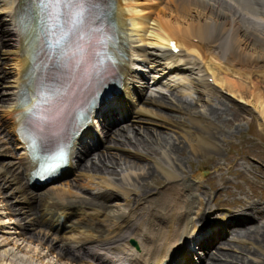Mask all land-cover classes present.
<instances>
[{"label":"rangeland","instance_id":"rangeland-1","mask_svg":"<svg viewBox=\"0 0 264 264\" xmlns=\"http://www.w3.org/2000/svg\"><path fill=\"white\" fill-rule=\"evenodd\" d=\"M146 1H148V3H151V5H149ZM232 1L233 4L231 5H234L236 8H238V10L242 12L241 15L244 18H251L250 20L254 21V23H257L259 26L264 25L263 20L258 18L257 14L252 15L250 13L251 10L244 8V6L238 5L235 0ZM139 3L145 8L154 7V9H156V12H158L163 7H166V5H171L170 2H167V0H145V2L143 0H140ZM172 7L174 8V6ZM173 13H176V11H174ZM199 13L203 15L204 18H206L207 16L210 17V14L205 10H202ZM190 15L194 16L195 18H197L198 16L197 12L192 10L190 12ZM182 16L185 18L184 14ZM250 23L252 22H249V24ZM181 26L185 27L187 25L181 24ZM1 37L2 35L0 36V40L3 41L4 38L2 37L1 39ZM259 37L260 36H256V39L263 40V37ZM194 44L197 46L196 52H198V54H196V56L198 57L199 55V57H201H198L200 60H207L213 63L217 61L218 63L216 62V65H218L219 63H223L221 64V66L226 67L222 68V72L220 71L222 70L221 68L217 70L216 72L218 73H216V75L215 73L213 74L212 71L209 72V76L211 77L209 78V81L211 84H213V82L215 81H217L216 83H218V80H221V78L223 79L224 83L221 84L222 86L224 85L222 88L224 97L222 96V94H217L214 92L211 94L210 91H204L200 94V92L197 93L196 90H194L193 88L185 91L183 87L178 88V86L173 88V90L165 93H158L163 91H156L157 89L151 90L153 89L151 88L149 89V93H147V98L149 97L150 100L147 101L146 104L148 107H150L151 113H156V115L161 119V121H166V119H169L168 122H178V120H181L184 117L185 119L187 118V116L185 115L186 113H191L193 117L197 118L198 120H207L210 123L209 126H213L214 128L216 127L215 137L219 141L216 149L209 151L212 149V147L209 146V150L205 148H202L201 150L200 147V150L202 152L199 151L198 153V149L196 150V152H194L192 151V147L188 146L187 143H185L183 140H180V142H175V145L177 147L185 146V149L182 148L181 150H178L179 152L177 151V153L173 155L171 154L168 148H159L158 145L160 143V140H162L161 142H163L164 140L172 142L170 140L174 139V137L178 135L177 132H171L168 130L165 131L162 128H159L158 126H154L151 123H147L148 121L137 122V124L132 123L122 125L121 127H118V129L113 130L111 134L108 135V138L106 141L104 140L105 144L101 149L91 153L90 156L85 158V160H82L81 166L77 170L71 172L68 176L65 177L64 180H61L60 183L46 189L44 193L52 191L57 192V190H59L58 192H61L66 188L69 191H67L68 195L72 193V198L75 201H86L88 199L86 196L79 195L80 189L88 193L97 189L107 190L105 187L102 186V183L104 181L107 182L108 180L114 183L123 182L122 185H124V181L127 182V178H130L131 182L137 186L138 190H142L144 196H136V198L133 201H130L129 203L124 201L117 202V200H115L113 202L112 208L114 209L115 213L122 207H125L127 213L130 211V214H133L131 219L129 218L132 223L131 226H134V222L141 223L143 221V218L145 217V214L147 212H151L150 219L144 224L148 227L155 225L158 228H163L161 230L163 231L162 237L164 236V241H166L169 237V221H159L156 219L158 216H161V213H159L160 211L157 199L162 196L163 192L172 188V186H175L173 190L176 191V193L170 199L169 204L171 206V210L176 209L177 211L183 213L185 207L182 204V199L188 197L196 198L199 197V195H202V193H199V190L197 188L183 189V184L178 186L174 185V182H172V180H167L166 176L159 171L156 165L157 162L164 163L169 168H171L176 173V177L181 176L180 180H185V177L191 178L192 174L200 172V169L205 168L206 166L218 168L219 171H221L225 167H228L229 172H227L226 174L234 175L237 180V183L234 184V181L228 183L225 178H222V184L227 187H223L224 190L219 191V194H222L220 198L216 197L214 200H212L208 198L210 197L208 193L204 196L206 199L204 205L210 202V205L207 206V208L217 206L228 208L229 206L233 207L236 205H240L242 203V198L239 197L243 196L245 193L246 199L248 201L253 199L254 201H258L256 203H264V137L261 135L260 132L257 131V128H259L258 125L260 124V115L258 116V113L254 111V108L252 106L248 107V105L243 106L241 104H238L237 102L227 98L228 95H226L227 93L233 95L237 94L236 97L240 98L242 101L244 100L246 103L254 101L252 93H254V97L256 95H259L261 97L264 96V57L261 55L259 56L253 52H264V48H256L248 54V52H245L242 47L234 48V43H231L234 44L232 45V47L229 43V45H226V48L225 46H223L225 43L219 44L217 41H215V39H211L208 43L204 42V44L202 45L201 43L197 42ZM218 45L220 47H218ZM222 46L223 48H221ZM233 49L235 50V52ZM239 53L242 56H240ZM217 56L220 59L216 58ZM237 56H239L240 58L238 57V59ZM258 56L261 57L263 60ZM257 58L259 59L257 60ZM13 64L14 63L12 61L8 62L7 64H0L1 90L12 89V87L14 86V77L16 75L14 73L15 67ZM228 72L231 74L228 75ZM167 79L168 77L162 81H165ZM227 81H229V83ZM151 82L154 83L152 79ZM231 84H233L234 87ZM235 84L241 85H239L240 87L237 88ZM242 84L245 85L244 90L242 89L244 87V85ZM239 89H242L241 93ZM257 92L261 94H256ZM1 99L2 98L0 97V127H4L3 119H5L6 125L7 116L6 118L4 116L5 109L1 107ZM151 100L158 102L152 103L153 101ZM5 105V107L8 106L7 104ZM214 123L215 125H213ZM4 128L6 129V127ZM185 128L187 129L188 125H186ZM8 132L9 129L7 133ZM119 132H121L122 134H119ZM125 134H127V136H125ZM155 143H157L158 145L153 146ZM91 144L92 142L88 141V145L91 146ZM151 147L153 151L148 152V149ZM204 149L207 151H205ZM205 153L208 157H205ZM208 153L211 156H209ZM249 159L254 160L257 163V166L252 165V163L249 162ZM132 163L139 164L141 167L135 168L132 166ZM147 164H149L148 168L155 169L156 177L158 178L156 179L157 181H146V179L143 178L147 171L144 170L142 167ZM83 167L85 168L83 169ZM15 172L17 173V168ZM17 179L18 181L19 179H21L20 174L17 175ZM97 180H100L101 184L98 183ZM204 180L206 185L211 186V188H213V186L219 179H217L216 176H212V174H210L206 176ZM6 181V176L1 174L0 184H2L4 187L1 185L2 187L0 186V191H3L7 197L6 201L4 200L5 197H0V264H69L65 263L64 260H61L59 257H57V255L52 254L49 249H47V246L41 243V238H43V236H46L50 240L56 242V244L60 246L66 253L67 250H71L74 254H76L75 249H77L78 245H74L75 243H72V240L67 238L68 236L62 234H59L58 236L57 234L51 233V230L48 228V226L45 225V227L36 226L31 229L32 233L35 234L36 237L38 236L37 239L39 240V242L33 240L34 242L29 243L26 239L24 240V238L21 237L23 236V234L21 229L19 228V223L14 221L19 219V215L15 212L16 208L14 207L16 205V202H10L14 200V193L12 190V186L10 187L8 185V182L6 183ZM160 183L163 184L161 185ZM199 184H202V182L200 181ZM165 186H167V188L164 191ZM245 187L247 188V191ZM115 189L117 192H119L121 188ZM185 193L187 194V197L185 196ZM43 198H45V196ZM209 199L210 201H208ZM199 201L200 200L197 201V205H199ZM216 201L223 202L224 204L217 203ZM201 207L203 209V206ZM207 208L205 206V209ZM113 209H111V213L114 212ZM36 210H38V208ZM11 212L13 213L11 214ZM192 217L197 218L194 214ZM106 219L104 220V223H101L100 220V223L98 221L96 223L99 226L105 225L106 229L111 230V228L105 224ZM164 222L167 223L164 224ZM190 223L192 224V221ZM214 223L215 221L211 222L210 224L213 225ZM149 224L151 225L149 226ZM129 227L130 226L122 225L120 231L118 233L113 234V236L119 235L123 238H126L128 236ZM253 230L249 232L250 235L249 233L247 234L248 237L245 234L243 235L245 238L243 237L233 239L227 246L218 247L216 249L217 251L215 252L218 254L215 255L214 258L211 260L212 264H230V262L231 264H264V220L261 221L257 226H255ZM5 232L11 234H7ZM120 232L123 234L121 235ZM252 238L254 240H252ZM150 241L153 242L152 239H150ZM143 244L145 245V243ZM154 245L155 244L153 242V247ZM111 247L116 250V245ZM125 247V242L121 241L118 244L117 251L120 252L124 250ZM147 253L148 251L145 252V254ZM81 255L82 252L80 256ZM5 256H8L7 259H4ZM83 258L84 259L78 262V264H86L87 262L88 264H90L89 256H85ZM193 260L190 261V263L188 264H193Z\"/></svg>","mask_w":264,"mask_h":264},{"label":"bare ground","instance_id":"bare-ground-1","mask_svg":"<svg viewBox=\"0 0 264 264\" xmlns=\"http://www.w3.org/2000/svg\"><path fill=\"white\" fill-rule=\"evenodd\" d=\"M14 1H16V0H6L5 1V3H6L5 7L6 8L3 9V13H6V14L8 13V15L11 14L13 5L15 3ZM257 1L258 0H235V2L238 5L244 6V8L251 10L253 12V15L255 14V12L258 14H259V12L260 13L262 12V15L264 16V12H263L264 11V2L256 3ZM139 2H140V0H116V4H115L116 11L114 10V12H113V19L115 21L117 28H119L120 31L123 30L122 25L125 22V19L127 20V23H126L127 24V31H126V29L124 30L125 34L123 36L128 35L129 44L131 46V50L129 52L132 53V61H130L129 64H131L132 67L134 65L135 69H137V68L139 69V62H140L142 64L148 65L146 69L151 68L153 66L151 69L157 71V73L152 78L154 83L152 82L150 84V86L159 85V82H161L162 84L163 83L168 84L170 82V84H172L171 82L173 81L172 77H174L173 76L174 74H171V73H173L171 71H173L174 68L176 66H178L175 64L174 58L182 52L183 58L182 57L180 58V62L183 61L182 66L184 69L187 70L186 71L187 75L181 78V81H182L181 83L186 82L191 88H193L194 90L195 89L198 90V92H200V94L204 91L205 92L210 91L211 94L214 92L217 94H222V96H223V89L222 88L224 85L222 86V84H221V83H224L223 79L221 78V80H218L219 81L218 83H216L217 81L214 80L215 82H213V85H210L208 80H209V78H211V77H209L210 71H212L213 74L215 73V75H216V73H218V72H216L217 70H219L220 68L222 69V68H226V67L221 66V64H223V63H219L218 65H216L218 63L217 61H216L217 63L216 62L213 63V62H210L207 60L206 61L200 60L199 58H201V57H199V55H198L199 58L196 56V54H198V52H196L197 46L194 43L197 42V43H201V45H202V44H204V42L208 43L211 39H215V41H217L219 44L228 42V43H230L231 47L234 44H235L234 48L242 47L245 52H248V54L251 51L255 50L256 48H259V49L264 48V27H262V29L252 27V30H251L252 34H253V32H258L260 34V37H263V40H261V39L257 40L256 38L248 35L247 32H248L249 19L244 18L241 15L242 12L240 10H238V8H236L234 5H231V4H233L232 0H220V1L219 0H167V2L168 3L170 2L171 5H166V7H163L158 12H156V9H154V7L145 8V7H143V5L141 6ZM172 6H174V8ZM196 9H200V10H196ZM191 10L197 12V14H198L197 18L190 15ZM202 10L207 11L210 14V17L207 16L206 18H204V16L199 13ZM174 11H176V13H173ZM252 12H250V13H252ZM183 14L185 15V18L182 16ZM122 20L124 22H122ZM181 24H186L187 26L183 27V26H181ZM170 41H174L176 43V46L179 49L178 53L172 54L169 52ZM231 43H234V44H231ZM35 45H37V43L34 44L33 48H35ZM223 46L221 48H223ZM218 47H220V46L218 45ZM248 50H250V51H248ZM19 51H20V48H18V49L9 48V53L11 54V56H13L15 58V61H14L15 67H16L15 70L16 71L18 70V75L21 76L18 87L22 84V78H24L23 76L25 75L24 74L25 66L28 65L27 61L30 59L31 49H29L28 54H26V56L23 60H17V53ZM200 51H201V49H200ZM236 51H237V49H236ZM234 52H235V50H234ZM253 52L259 56L261 55L264 57V52H260V50H259L260 53H257L256 51H253ZM203 54H205V53H203ZM233 55H235V54H233ZM202 56H204V55H202ZM240 56H242V55L240 54ZM238 57L239 56H237V58ZM206 58H207V56H206ZM216 58H218V56ZM259 58H261V57H259ZM259 58H257V60ZM218 59H220V58H218ZM259 61H261V60H259ZM122 66L127 67L126 64H124V63L122 64ZM226 66H227V64H226ZM227 68H228V66H227ZM135 69H134V71L133 70L131 71L128 68V70H129L128 72H129V75L131 74V78L135 77L133 75H137L136 74L137 72L135 71ZM207 70H209V71H207ZM220 71L222 72L223 69ZM226 71H224V72H226ZM124 73H127V71L125 70ZM150 73H152L151 70H150ZM230 74L231 73H229L228 75H230ZM259 74H260V72H259ZM176 75H178V74H176ZM167 77H168L167 80L162 81V80L166 79ZM129 79H130V77H129ZM227 82L229 83V81H227ZM225 85H226V83H225ZM231 85H233V84H231ZM239 85H241V84H239ZM239 85L235 84V86L237 88L240 87ZM242 85H244V84H242ZM233 87H234V85H233ZM136 89H137V91H140L139 88H136ZM242 89L243 90L245 89V85ZM241 90L239 89L240 93H241ZM3 94L7 95L6 92ZM235 94H236V92H235ZM245 94H246V91H245ZM252 94H253V100L254 101L249 102V103H246L244 100L242 101L240 98L236 97L237 94L233 95V94L227 93L226 95H228L227 98L237 102L238 104L246 105V106L248 105V107L252 106L254 108V111H256L258 113V116L260 115L259 116L260 117V124L258 126H259L260 130L262 132H264V99H263L264 96L261 97L259 95L258 96L256 95L254 97V93H252ZM256 94H261V93L257 92ZM261 99H263V100H261ZM149 100H150V98L148 97L145 99V102H147ZM8 101H10V100H8ZM151 101H153V100H151ZM156 102H158V101H153L152 103H156ZM183 102H186V101H183ZM11 105H13V107H14V102H12ZM19 106H20V108H24L23 104H19ZM145 106L146 105L143 104L142 106L139 107V109L141 111H143L144 114H147L148 111H150V108L145 107ZM135 107L138 108V105H135ZM243 109H244V107H243ZM123 113H126V111H123V110L119 111V114H123ZM150 115L155 117L156 113H151ZM185 115L187 116V118L184 119L183 121L168 122L169 119H166V121H162L161 123H157L155 126H158L159 128H162L165 131L168 130L171 132H177L178 135H176L174 137V139L170 140L172 142H169L167 140H164L163 142H161L162 140H160L159 145L157 143H155L153 146L158 145L159 148H168L169 151L171 152V154L174 155L177 153L178 150H181L182 148L185 147V146L177 147L175 145V142H180V140H183L185 143H187L188 146L193 148L192 151L196 152V150L198 149L197 151L199 153V151L202 150V148L200 150V147L203 144H206V141L209 138V133H210V131L213 130V126H209L210 123L207 120L204 121L205 119L204 120L203 119L198 120L197 118L189 115L188 113H186ZM6 116H7V123H6L7 127H6V129H7V131L9 129V132H8L9 135L14 137L13 132H14V129L16 127L14 126V129H13V127L11 125V117L13 116V111H8V113L6 112ZM186 125H188L187 129L185 128ZM213 125H215V123ZM192 126H194L195 132L191 130ZM119 134H122V133L119 132ZM84 136H87V135H84ZM125 136H127V134H125ZM125 136H123V137H125ZM119 137H121V136H119ZM15 139L17 141H19V139L17 137ZM16 140H14V142L17 146ZM88 141L92 142L91 136H88L87 145H88ZM217 146H218V142L216 143V147ZM152 147L148 149V152L153 151ZM205 151H207V150H205ZM7 152H8L7 148H6V151H3V152L0 151V156L5 155V153H7ZM25 154H26V156H24L23 159L21 158L22 155L20 156L22 161L20 162V165L18 167L16 166L17 164H15V163L10 164L12 162L4 163V164L0 165V172H1V174L6 176L7 182H13L16 180V179H14L16 173H14L12 171V169H14V168H17V171H18V169H21L22 171H24V175H25V177H27L28 172H29V168H28L29 165L23 164V161L28 160L27 153H25ZM209 156H211V155L209 154ZM205 157H208V156H206V153H205ZM217 160H218V158H217ZM81 163H82V161L80 163H77L76 170L81 166ZM148 165L149 164L142 167L144 170L147 171V173L143 176V178H145L146 181L149 180V181L153 182L154 180H156L158 178L156 177L155 169L148 168ZM156 165H157V168L159 169V171L166 176L167 180H172V182H174V185H176V186L183 184V186H182L183 189H189V185H187V184H189V182H185L184 180H180L181 176L176 177V173L171 168H169L167 165H165L164 163H159V162H157ZM132 166L135 168L141 167L139 164H133V163H132ZM85 167H83V169ZM1 174H0V176H1ZM191 178H193L194 181H201L200 176H196L195 174H192ZM184 179H186V177ZM189 179L190 178H187V180H189ZM160 184L162 185L163 183H160ZM1 185L2 184H0V186ZM17 185H18V183H17ZM112 185H113L112 182L104 181L102 183V186L105 187L106 189L110 188ZM18 187H19L18 189L20 191V189H22V186L18 185ZM174 187L175 186H172V188L163 192L162 196L157 199V203H158V207H159V211H160L159 213H161V216H158L156 219L159 221H162V220L163 221H169L168 223H169L170 230L168 231L169 237L166 241H162L160 244L157 241H155V242L153 241L154 243H156V249L154 250V258H156L157 256H160V254L166 252L167 246L172 241V237L175 236L173 228H172L175 224H180L179 225L180 226L179 232L177 230L178 236L180 234H182L186 229V227L183 225V224H187L186 220L184 219L185 216H183V213L177 211L176 209L171 210V206L169 204L170 199L176 193V191L173 190ZM131 190H133V189H131ZM58 191L59 190H57V192L56 191H52V192L47 191L48 193H44L42 195L41 201H40V204H43V206H42L43 211L42 212H43L44 217H51L53 224H55V222H57V223L59 222L60 214H65V213H68L71 211V208L64 206L65 203H69L70 206L71 205L72 206H78L80 209L82 208V205L80 202L72 200L71 197H69L70 194L68 196V192H69L68 189L65 188L61 192H58ZM134 191H136V190H134ZM118 193L119 194L121 193L122 195H124V198L128 197V191L124 188H121ZM34 195L37 196L38 194H35V193L27 194L26 192H22V201L24 202V204L28 205L29 201L31 200L32 196H34ZM44 196H45V198L43 199ZM0 197H3V198L6 197V195L3 191H0ZM202 201L203 200L199 201L198 209L194 212V215L197 218L200 216V211H202V207H201V206H203ZM113 211H114V209H113ZM239 211H240V215H243V210H239ZM113 213H115V211ZM163 213H166V214H163ZM155 215H154V217H155ZM102 216L107 217V216H109V213H106L105 215H102ZM232 217L235 219L234 215ZM124 218H125L124 214L120 215L119 217H115V219H118V220L121 219L123 222H125ZM101 223H102V221H101ZM165 223H167V222H164V224ZM248 223L249 222L243 221L239 227L244 226ZM135 224H137L136 222H134V226L138 227V225H135ZM100 225H102V224H100ZM150 225L151 224H149V226ZM209 225H211V224H209ZM217 225H218V223L216 224V221H215V223L213 225H211L213 229L211 231L207 232L206 236H204L203 238H201L199 235H196V234L193 235L195 233L194 232L192 234L194 236V238H193L194 243L202 240V245H205V244H207V242L211 238H214V242H216L218 240V237H220V235L223 233V229L227 230L230 228H235V226H231L229 224H223V226H221L220 229L218 230ZM193 226H194V224L192 223L191 228ZM116 227L120 228L121 226L116 225ZM19 228L21 229L20 224H19ZM105 229H106V227H105ZM158 229H159V231H162L161 229H163V228H158ZM253 229H254V227L251 226V227L247 228L245 231H242V230L236 231L235 237L236 238H243L244 237L243 235L246 234V236H247V234ZM106 230H108V229H106ZM121 232H122V230H121ZM123 232H124V230H123ZM213 232H216L217 236L216 235L211 236V234ZM7 234H11V233H7ZM103 234H104L103 230H101L98 233L94 232V231H81V235L79 238L74 239L71 237L69 239L72 240V243L74 241V242H77L78 244L82 243L85 245H89V241L95 240L96 238H101L103 236ZM122 234L123 233H121V235ZM26 235H27V233H25V237H26ZM162 235H163V232H162ZM249 235H250V233H249ZM37 237L35 234H31L28 237L29 238L28 240H36L39 242ZM161 238H163V237H161ZM252 240H254V239L252 238ZM41 241L40 242L42 244H45L47 246V249H49V251L52 254L57 255V257H59L61 260H64L65 263L78 264L79 260H81L82 257L89 256V251L85 252L84 255H82V257L77 256L71 250H67V253H66L60 246H58L56 244V242H54L53 240H50L46 236H43V238H41ZM246 241H247V239H246ZM257 242H259V241H257ZM98 243L101 244V242H98ZM194 245H192V244H189L188 246L184 245V249H185L186 253L183 250H182V252L184 254H186V257H187L186 258V264L190 263V261H192L194 259L192 256V252L195 248ZM99 247H101V246H99ZM160 247L162 250H160ZM73 249H75V248H73ZM98 250L99 249L96 248V249H93L92 251L96 252ZM143 253H145V251H143ZM253 253H255V252H253ZM91 254L94 255L93 252H91ZM217 254L218 253H215L213 256H211L208 259L206 264H212L211 260ZM7 257L5 256L4 259H7ZM8 259H10V258H8ZM241 259H243V258H241ZM68 260H70V261H68ZM247 261H248V259H247ZM74 262H77V263H74ZM108 262H111V261L108 260ZM230 264H231V262H230Z\"/></svg>","mask_w":264,"mask_h":264},{"label":"snow or ice","instance_id":"snow-or-ice-1","mask_svg":"<svg viewBox=\"0 0 264 264\" xmlns=\"http://www.w3.org/2000/svg\"><path fill=\"white\" fill-rule=\"evenodd\" d=\"M64 5L66 24H79L83 16L81 0H61Z\"/></svg>","mask_w":264,"mask_h":264}]
</instances>
